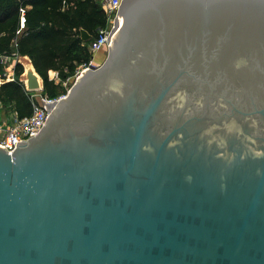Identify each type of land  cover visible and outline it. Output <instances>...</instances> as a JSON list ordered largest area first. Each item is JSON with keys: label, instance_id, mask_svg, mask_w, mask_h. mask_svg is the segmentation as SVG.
Masks as SVG:
<instances>
[{"label": "water", "instance_id": "obj_1", "mask_svg": "<svg viewBox=\"0 0 264 264\" xmlns=\"http://www.w3.org/2000/svg\"><path fill=\"white\" fill-rule=\"evenodd\" d=\"M108 37L0 146V264H264V0H122Z\"/></svg>", "mask_w": 264, "mask_h": 264}, {"label": "trees", "instance_id": "obj_2", "mask_svg": "<svg viewBox=\"0 0 264 264\" xmlns=\"http://www.w3.org/2000/svg\"><path fill=\"white\" fill-rule=\"evenodd\" d=\"M22 15L25 27L21 30ZM106 23L100 0H0V102L4 114L28 117L32 103L31 94L16 80L22 66L16 65L15 80H7L3 55L30 57L44 79L43 94L57 97L65 91L61 82L92 59L89 44ZM81 29L90 34L88 41L82 40ZM50 71L58 72L60 83L49 79Z\"/></svg>", "mask_w": 264, "mask_h": 264}, {"label": "built area", "instance_id": "obj_3", "mask_svg": "<svg viewBox=\"0 0 264 264\" xmlns=\"http://www.w3.org/2000/svg\"><path fill=\"white\" fill-rule=\"evenodd\" d=\"M100 3L105 11L107 23L105 27L98 28L97 37L89 44L92 59L88 63L81 65L72 77H69L62 82L58 77V72H54L52 78L49 79L56 83L61 82L65 89L64 92L57 97H49L43 94V91L30 93L32 103L31 114L28 117L20 119L14 113L12 114V123L10 125H7L6 123L0 125V146L5 148L10 154L15 151L18 143L24 142L30 137L35 136L44 126L52 109L58 102L66 98L71 86L78 79V76L83 75L87 69L92 67V65L99 67L104 62L103 61L100 64L96 63L93 56L103 49L108 54V51L111 48L108 36L113 28L114 20L118 15L122 0H100ZM21 12L24 14V9H21ZM24 27L25 19L22 15L20 29L22 30ZM18 57L19 55L17 54L12 56H2L1 62L4 66V75L7 77V80H15V67L18 64ZM8 69H11L12 71L8 72Z\"/></svg>", "mask_w": 264, "mask_h": 264}, {"label": "rangeland", "instance_id": "obj_4", "mask_svg": "<svg viewBox=\"0 0 264 264\" xmlns=\"http://www.w3.org/2000/svg\"><path fill=\"white\" fill-rule=\"evenodd\" d=\"M106 57H107V52L103 49L98 51L96 54H94L93 59L95 60L96 63L100 64L106 59ZM11 71H12L11 69H8V72ZM49 78H52L50 73H49ZM4 123H6L7 125H10L12 123V113L4 114L3 104L0 102V125Z\"/></svg>", "mask_w": 264, "mask_h": 264}, {"label": "crops", "instance_id": "obj_5", "mask_svg": "<svg viewBox=\"0 0 264 264\" xmlns=\"http://www.w3.org/2000/svg\"><path fill=\"white\" fill-rule=\"evenodd\" d=\"M50 75L53 76L54 75V71H50Z\"/></svg>", "mask_w": 264, "mask_h": 264}]
</instances>
